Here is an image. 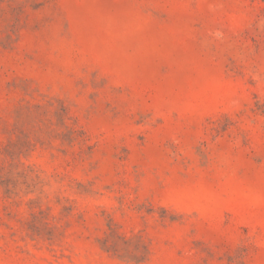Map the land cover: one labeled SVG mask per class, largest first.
<instances>
[{"label": "rangeland", "instance_id": "1", "mask_svg": "<svg viewBox=\"0 0 264 264\" xmlns=\"http://www.w3.org/2000/svg\"><path fill=\"white\" fill-rule=\"evenodd\" d=\"M0 264H264V0H0Z\"/></svg>", "mask_w": 264, "mask_h": 264}]
</instances>
